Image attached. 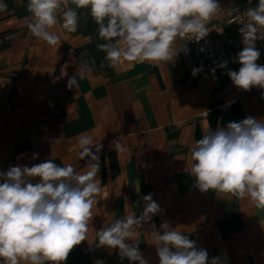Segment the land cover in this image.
Here are the masks:
<instances>
[{
	"label": "crops",
	"instance_id": "crops-1",
	"mask_svg": "<svg viewBox=\"0 0 264 264\" xmlns=\"http://www.w3.org/2000/svg\"><path fill=\"white\" fill-rule=\"evenodd\" d=\"M241 1L219 0L221 12L208 23L210 32L218 22L229 20ZM252 1V6L258 3ZM3 3L7 11L0 12V170L51 159L83 173L87 158L79 159L78 138L87 134L104 145L96 178L101 192L92 209L89 242L95 230L114 219L140 215L141 198L151 193L163 210L153 217L157 228L170 221L206 249L210 259L264 264V211L247 199L226 200L212 190L201 192L191 175L190 151L209 129L247 116L264 118L262 95L238 98L225 69L217 71L214 81L205 70L207 61L187 45V54L178 53L185 45L180 39L173 46L178 53L174 63L122 62L110 67L97 48L104 42L98 25L86 9L78 10L77 32L68 33L60 23L50 30L60 37L51 47L30 35L27 0ZM228 31L234 34L232 28ZM84 64L91 70L81 79ZM201 65L203 71L194 77L192 69ZM72 76L78 86L69 89ZM53 139L56 142H50ZM116 142L126 151H114L111 145ZM34 153H39L36 160ZM150 231V224H144L135 239L149 264H158ZM98 257L104 264H129L118 262L116 250L90 251L87 241L71 251L65 264H93Z\"/></svg>",
	"mask_w": 264,
	"mask_h": 264
},
{
	"label": "clouds",
	"instance_id": "clouds-1",
	"mask_svg": "<svg viewBox=\"0 0 264 264\" xmlns=\"http://www.w3.org/2000/svg\"><path fill=\"white\" fill-rule=\"evenodd\" d=\"M247 2V19L238 29L243 45L235 57L238 70L229 69L228 60L216 67L225 69L238 89H261L264 98V65L257 63L261 52L256 46L257 41H264V0L255 6L252 0ZM82 9L98 25V36L104 42L97 48L105 53L108 66L116 67L122 62L174 63L178 53L190 51L186 43L175 52V42L198 43L207 37V25L220 14L221 5L219 0H27L31 15L26 27L32 37L56 47L60 37L50 30L60 23L68 33L77 32L78 10ZM5 11L7 5L0 0V12ZM90 70L87 64L82 65L81 79ZM215 70L211 69L213 76ZM202 71V65L193 68L192 75ZM77 86L75 76L69 77L67 87ZM78 144L79 159L87 158L83 173L72 164L59 166L51 159L0 170V264H65L71 251L84 241L90 251L112 249L129 264H149L135 239L137 228L144 224H150L148 235L158 264H225L221 256L210 259L206 249L172 227L170 221H162L157 228L153 217L163 210L151 193L141 198L140 215L114 219L95 230L96 237L89 242L92 209L101 192L96 178L104 145L87 134L79 136ZM111 147L117 153L126 151L119 142ZM190 151L194 162L191 175L201 192L212 190L226 200L247 199L264 211V118L247 116L229 121L226 127L209 129ZM38 156L34 153L32 159Z\"/></svg>",
	"mask_w": 264,
	"mask_h": 264
},
{
	"label": "built area",
	"instance_id": "built-area-1",
	"mask_svg": "<svg viewBox=\"0 0 264 264\" xmlns=\"http://www.w3.org/2000/svg\"><path fill=\"white\" fill-rule=\"evenodd\" d=\"M247 6V0H242L240 4L233 8L230 19L226 22H218L217 24H215L209 35L200 42H187L186 40H182L185 44L187 43V46L195 55L200 56L207 61L205 70L214 81L217 80V71L221 70L219 67H216V64L220 61L228 60L227 67L231 70H238L239 65L235 62V57L243 47L241 43L242 38L239 34L238 29L242 27L241 23L246 22L247 18L244 15V10ZM228 28H232L234 34L229 33ZM256 46L261 52V56L258 59L257 63L260 65H264V41H257ZM202 47L205 49L203 52L200 51ZM213 68L216 69L214 76L211 74V69ZM237 90L238 98L244 97L246 95H254L257 97L262 95V90L258 88H253L250 91H243L238 88ZM231 103L232 101H229L226 104L230 105ZM225 105H223L221 108H226L224 107ZM84 252L87 253L88 250L84 249ZM97 260L103 261L104 264L105 260L102 257L95 258L93 260V264H95ZM117 260L119 263L128 261L127 259H124L122 261L119 255L117 257Z\"/></svg>",
	"mask_w": 264,
	"mask_h": 264
}]
</instances>
